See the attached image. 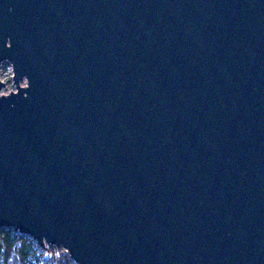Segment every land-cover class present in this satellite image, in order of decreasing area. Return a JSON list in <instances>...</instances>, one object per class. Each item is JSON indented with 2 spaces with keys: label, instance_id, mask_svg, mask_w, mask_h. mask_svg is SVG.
Wrapping results in <instances>:
<instances>
[{
  "label": "water",
  "instance_id": "1",
  "mask_svg": "<svg viewBox=\"0 0 264 264\" xmlns=\"http://www.w3.org/2000/svg\"><path fill=\"white\" fill-rule=\"evenodd\" d=\"M4 61L0 228L76 264H264V0H0Z\"/></svg>",
  "mask_w": 264,
  "mask_h": 264
},
{
  "label": "rangeland",
  "instance_id": "2",
  "mask_svg": "<svg viewBox=\"0 0 264 264\" xmlns=\"http://www.w3.org/2000/svg\"><path fill=\"white\" fill-rule=\"evenodd\" d=\"M0 80L5 83L1 93L8 94L12 91H15V86L12 83V67L8 61H4L0 66ZM22 85L25 84V81H22ZM7 229V228H0ZM19 241H26L30 236L22 233H18ZM32 239V238H31ZM35 242V241H34ZM36 243V242H35ZM37 252L35 257L27 255L24 260L20 258V252L17 250L16 246L13 247L12 254H7L3 256L0 254V264H76L74 262H69L63 260V257L58 258L57 260L53 259V256H45L47 253L38 246L34 245V248Z\"/></svg>",
  "mask_w": 264,
  "mask_h": 264
},
{
  "label": "trees",
  "instance_id": "3",
  "mask_svg": "<svg viewBox=\"0 0 264 264\" xmlns=\"http://www.w3.org/2000/svg\"><path fill=\"white\" fill-rule=\"evenodd\" d=\"M34 245L38 246L31 238H28L26 241H19V235L12 228L0 229V254L3 256L12 254L13 247L16 246L22 260L27 255L35 257L37 251L33 249Z\"/></svg>",
  "mask_w": 264,
  "mask_h": 264
},
{
  "label": "built area",
  "instance_id": "4",
  "mask_svg": "<svg viewBox=\"0 0 264 264\" xmlns=\"http://www.w3.org/2000/svg\"><path fill=\"white\" fill-rule=\"evenodd\" d=\"M16 231V230H15ZM18 232V231H16ZM19 233V232H18ZM39 247H41L39 245ZM46 253H49L51 256H53L54 260H57L58 258L63 257V260L73 262L71 259L68 251L64 249L63 247H58L55 245L47 244L45 243L43 247H41Z\"/></svg>",
  "mask_w": 264,
  "mask_h": 264
}]
</instances>
